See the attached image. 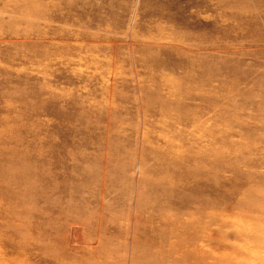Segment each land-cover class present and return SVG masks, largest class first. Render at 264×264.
<instances>
[{
    "label": "rangeland",
    "instance_id": "374dc122",
    "mask_svg": "<svg viewBox=\"0 0 264 264\" xmlns=\"http://www.w3.org/2000/svg\"><path fill=\"white\" fill-rule=\"evenodd\" d=\"M0 264H264V0H0Z\"/></svg>",
    "mask_w": 264,
    "mask_h": 264
},
{
    "label": "bare ground",
    "instance_id": "6f19581e",
    "mask_svg": "<svg viewBox=\"0 0 264 264\" xmlns=\"http://www.w3.org/2000/svg\"><path fill=\"white\" fill-rule=\"evenodd\" d=\"M85 256H86V259H89V257H90V255H88V254H86Z\"/></svg>",
    "mask_w": 264,
    "mask_h": 264
}]
</instances>
